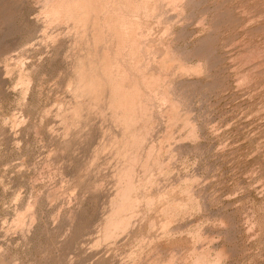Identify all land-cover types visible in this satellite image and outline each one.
I'll use <instances>...</instances> for the list:
<instances>
[{
	"label": "rangeland",
	"instance_id": "374dc122",
	"mask_svg": "<svg viewBox=\"0 0 264 264\" xmlns=\"http://www.w3.org/2000/svg\"><path fill=\"white\" fill-rule=\"evenodd\" d=\"M40 10V0H0V264H151L158 258L163 264L174 256L183 264H264V0H190L182 12L165 6L149 19L150 42L181 49L200 43L202 57L189 64L204 62V70L186 76L171 70L168 81L186 80L177 109L154 102L153 117L136 125L146 134L133 155L141 170L132 165V177L121 173L127 164L118 155L108 98L83 100L79 116L74 113L66 87L74 34L66 24L42 23ZM59 38L68 40L56 55ZM133 178L142 182L130 195L145 201L130 204L118 190Z\"/></svg>",
	"mask_w": 264,
	"mask_h": 264
},
{
	"label": "bare ground",
	"instance_id": "6f19581e",
	"mask_svg": "<svg viewBox=\"0 0 264 264\" xmlns=\"http://www.w3.org/2000/svg\"><path fill=\"white\" fill-rule=\"evenodd\" d=\"M41 1V10L39 11V16L40 14L44 17L45 21H42V23L44 22H48V23H57V24H66L70 27V29L72 30V33L74 35H71L73 37L70 38V42H68L70 48L73 46H75V54L72 58V60L69 62V72H68V77H67V89L70 91L71 93V97L73 99V105L72 108L74 109V113L76 112L77 116H79V108L84 100V102L87 103H91V101L93 102H99V100H104L106 98L108 101V105L110 106L111 112L109 111V114H112L110 116H112L111 120L114 121V126L118 128L117 132V136H119V150H117L116 148L112 151L115 153V150L119 151L118 155L121 156L120 159H124V163L127 164L126 166V171L124 170L123 172H121L123 174V177H128L130 176V172L132 174V170L131 167L133 165V167L135 168L136 166H134L135 162H136V158H133V155L135 153H138L139 147H141L142 143H140L141 140H143V136L145 137L144 132L141 131L140 128H143V126L138 127L136 125L139 124V122L144 121L145 123V119L147 120L148 118L146 116L150 115L149 117H153L151 116L152 113H150V111L154 110L153 107L154 106V102L155 103H159V104H163L166 102H169L170 108L173 109L174 113H175V108L174 105H176V102H178V99L180 95H178V90L180 87V91H181V83H175V81H168L169 78V73L171 72V70H175L176 72L179 71L178 75H180L181 73H197L199 75L198 72H201L202 69L204 68V62H199V63H195L194 65H190L189 62L191 60L194 59H199L202 57V52H201V47L199 46V44H195L193 45V47L191 48H185V49H181V48H177L176 46H169L167 45V41L166 43L163 40H159L157 42H150L152 40H150L148 38V32L150 31H146L147 27H148V21L152 16H156L158 14L159 11H161L165 6H170L173 9L176 10V12H182L183 10H185V8L188 6L189 1L190 0H40ZM194 1V0H193ZM14 2V1H13ZM18 3V2H16ZM25 3V2H24ZM38 3V2H37ZM40 3V2H39ZM38 3V4H39ZM23 4V2H22ZM205 4V3H204ZM12 5V4H11ZM24 5V4H23ZM194 5V4H193ZM198 5V4H196ZM206 7V6H205ZM17 8V7H16ZM19 8V7H18ZM221 8V7H220ZM16 10V9H15ZM165 10V9H164ZM163 10V11H164ZM174 10V11H175ZM210 10V9H209ZM213 10V9H212ZM205 11V10H204ZM165 12V11H164ZM160 13V12H159ZM163 13V12H162ZM203 13V12H202ZM224 13V12H223ZM165 14V13H164ZM164 14H162L164 16ZM179 14V13H178ZM181 14V13H180ZM224 15V14H223ZM38 16V15H37ZM41 16V17H42ZM159 16V14H158ZM157 16V17H158ZM190 16V15H189ZM162 17V16H161ZM163 18V17H162ZM166 18V17H165ZM40 19V18H39ZM43 19V18H42ZM43 19V20H44ZM153 19V18H152ZM155 19V17H154ZM176 19V18H175ZM191 19V18H190ZM36 20V19H35ZM151 20V19H150ZM167 20V18H166ZM157 21V20H156ZM40 22V21H39ZM39 22L36 23L39 25ZM159 22V20H158ZM162 23H169L166 21H161ZM184 22V21H183ZM221 22V21H220ZM47 23V24H48ZM160 23V22H159ZM180 23V22H179ZM150 24V23H149ZM166 24L165 27L163 28V31H171V27L169 28V26H167ZM217 24V23H216ZM151 25V24H150ZM163 25V24H162ZM37 26V25H36ZM54 26V25H53ZM60 26V25H59ZM172 26V25H171ZM69 29V28H68ZM69 29V30H70ZM153 30V29H152ZM157 30V29H156ZM177 30V29H176ZM173 32V31H172ZM167 33V32H166ZM179 33V32H177ZM158 34V33H157ZM155 34V35H157ZM169 34L173 35L172 33L169 32ZM176 34V33H175ZM174 36L177 37L178 34H176ZM51 35V34H50ZM57 35V34H56ZM154 35V34H153ZM162 35V34H161ZM167 35V34H165ZM186 35V34H184ZM52 36V35H51ZM170 36V35H169ZM50 37V36H48ZM156 37V36H155ZM162 38L164 37L163 35L161 36ZM160 37V38H161ZM175 37V38H176ZM207 37V36H206ZM51 38V37H50ZM57 38V37H56ZM152 38V36H151ZM161 38V39H162ZM171 38V36H170ZM180 38V35L177 37ZM60 39V38H59ZM173 40V38H171ZM56 39H54L55 41ZM63 40V39H60ZM68 40V38H67ZM66 40V41H67ZM156 40V39H155ZM177 40V39H175ZM200 40V39H199ZM213 40V39H212ZM218 40V39H217ZM58 40H56L57 42ZM66 41H60L59 43H57L56 45L58 46H52V50L54 52V54L57 55L60 46H64ZM178 41V40H177ZM198 41V40H197ZM205 41V40H203ZM53 42V43H56ZM174 41L170 40V45L171 43L173 44ZM203 43V42H201ZM188 44V43H187ZM259 44V43H258ZM67 45V44H66ZM65 45V46H66ZM162 45H167L168 50L165 46L162 47ZM174 45V44H173ZM209 45V44H208ZM161 46L162 48L166 49V50H162L163 53L159 54L157 53V49L158 47ZM204 46V45H203ZM180 47V46H179ZM62 48V47H61ZM65 48V47H64ZM69 48V49H70ZM160 48V47H159ZM51 49V48H50ZM207 49V48H206ZM205 49V50H206ZM213 49V48H212ZM215 49V47H214ZM41 50V49H40ZM203 50V48H202ZM66 52V51H65ZM70 52V51H68ZM253 52V51H252ZM256 51H254L255 54ZM34 53V52H33ZM161 53V52H160ZM247 53V52H246ZM246 53H244L243 55H245ZM249 53V52H248ZM247 53V54H248ZM253 53L249 54L250 57L253 56L255 57ZM240 55V54H239ZM248 55V56H249ZM66 56V55H65ZM218 56V55H217ZM241 56V55H240ZM244 57V56H243ZM257 57V56H256ZM40 58V57H39ZM51 59V58H50ZM54 59V58H53ZM224 60V59H223ZM43 61V60H42ZM204 61V60H203ZM24 62V61H23ZM51 62V60H50ZM208 62V61H207ZM42 63V62H40ZM52 63V62H51ZM218 64V63H217ZM30 66V65H29ZM32 66V65H31ZM34 66V65H33ZM32 68V67H31ZM33 69V68H32ZM31 69V70H32ZM204 70V69H203ZM209 70V68L207 69ZM224 70V69H223ZM181 72V73H180ZM205 72V71H203ZM218 72V71H217ZM23 73V72H22ZM37 73V72H36ZM183 73V74H184ZM202 73V72H201ZM210 73V72H209ZM174 76V73H172ZM177 74V73H176ZM175 74V76H176ZM23 75V74H22ZM172 75H170L171 77ZM172 76V77H173ZM183 76H186L185 74ZM190 76V75H188ZM226 76V75H225ZM168 77V78H167ZM174 78V77H173ZM182 79V78H181ZM190 79V78H189ZM199 80V79H198ZM23 81V79H22ZM178 81V80H177ZM186 80H184L183 83H185ZM189 81V80H188ZM187 81V82H188ZM194 80H191V82H193ZM26 82V81H25ZM29 82V81H27ZM195 82V81H194ZM197 82V81H196ZM182 83V84H183ZM25 84V83H24ZM180 86H179V85ZM186 85V84H185ZM29 87V86H28ZM27 87V88H28ZM184 87V86H183ZM187 90V89H186ZM179 91V92H180ZM183 92V91H182ZM209 92V91H208ZM181 93V92H180ZM192 98V97H191ZM71 99V100H72ZM187 99V98H186ZM189 99V98H188ZM71 100L70 103L71 104ZM103 101V102H104ZM106 102V101H105ZM69 104V105H70ZM84 104V103H83ZM158 104V105H159ZM85 105V104H84ZM83 105V106H84ZM93 105V103H92ZM101 105V104H100ZM103 106L106 104H102ZM107 105V107H108ZM157 104L155 106H158ZM164 105V104H163ZM182 105V103H181ZM67 106V105H66ZM172 106V107H171ZM178 107V106H177ZM82 108V106L80 107ZM97 107H95L94 109H96ZM109 108V107H108ZM158 108V107H157ZM160 108V107H159ZM158 108V109H159ZM164 108V107H162ZM166 108V107H165ZM164 108V109H165ZM109 109V110H110ZM158 109L156 111V113L158 112ZM163 109V110H164ZM168 109V107L166 108ZM177 109V108H176ZM69 110V109H68ZM104 110H106V107L104 108ZM156 110V109H155ZM170 110V109H168ZM167 110V111H168ZM84 110H82L83 112ZM90 111L92 112V108L90 109ZM161 111V110H160ZM159 111V113H160ZM68 112V111H66ZM81 112V113H82ZM172 112V110H171ZM169 112V113H171ZM87 112H83L82 114H86ZM108 113V112H107ZM149 113V114H148ZM155 113V112H154ZM155 113V114H156ZM164 113V112H163ZM162 113V114H163ZM166 113V110H165ZM168 113V116H169ZM178 112L176 111V114ZM68 117H69V113ZM108 114V115H109ZM88 115V114H87ZM161 115V114H160ZM165 115V114H164ZM172 115V114H171ZM159 116V115H156ZM162 116V115H161ZM167 116V115H166ZM173 116V115H172ZM108 117V116H106ZM155 117V116H154ZM163 117V116H162ZM160 117V118H162ZM211 117V116H210ZM101 118V117H100ZM172 118V117H171ZM179 118V117H178ZM75 118L71 119L74 120ZM154 119V118H153ZM166 119L169 118L166 117ZM165 119V120H166ZM173 119H175L173 117ZM172 119V120H173ZM248 119V118H247ZM79 119H75V121H78ZM88 120V119H87ZM152 120V119H151ZM155 120V119H154ZM157 120V119H156ZM162 120V119H161ZM187 120V119H186ZM109 121V120H108ZM111 121V123H112ZM149 121V120H147ZM106 122V121H105ZM154 122V121H153ZM171 122V121H170ZM190 122V121H188ZM148 123V122H147ZM166 123V122H165ZM180 123V122H179ZM182 123V122H181ZM186 123V122H184ZM194 123V122H193ZM71 124V123H70ZM143 124V123H141ZM139 124V125H141ZM191 124V122L189 123ZM111 125V124H110ZM146 125V124H145ZM149 125V123H148ZM167 125V124H166ZM157 126V125H156ZM167 127V126H166ZM191 128L193 127V125L190 126ZM108 128V127H107ZM155 128V126H154ZM153 128V129H154ZM164 128V126H163ZM190 128V129H191ZM148 129V128H147ZM146 130L145 127L143 128V131ZM201 130V129H200ZM81 131V130H80ZM115 131V128H114ZM154 131V130H153ZM191 131V130H189ZM193 131V130H192ZM191 131V132H192ZM199 131V130H198ZM78 132V131H77ZM148 133H150V131L147 130ZM163 132V131H162ZM166 132V131H165ZM144 133V134H143ZM198 133V132H197ZM196 133V134H197ZM191 134V133H190ZM193 134V132H192ZM199 134V133H198ZM105 135V134H104ZM114 135V134H113ZM157 135V134H156ZM160 135V134H159ZM158 135V136H159ZM168 135V133H167ZM189 135V133H188ZM187 135V136H188ZM116 136V135H114ZM194 136V135H193ZM192 136V137H193ZM196 136V135H195ZM109 137V136H108ZM111 140L113 139L112 135L110 136ZM166 137V136H165ZM181 137V136H180ZM143 138V139H142ZM167 138V137H166ZM115 139L117 140V138L115 137ZM114 139V141H115ZM86 140V139H85ZM149 140H152L151 138ZM147 140V141H149ZM227 141V140H226ZM107 142V141H106ZM145 142V141H144ZM152 142V141H151ZM150 142V143H151ZM176 142V141H175ZM113 143V142H112ZM147 144L149 142H146ZM174 143V142H173ZM109 144V142H108ZM176 144V143H175ZM107 145V144H106ZM110 145V144H109ZM108 145V146H109ZM116 145V144H115ZM153 145L154 142H153ZM152 145V146H153ZM160 144H157V147ZM180 145V144H179ZM144 146V143H143ZM161 146V145H160ZM159 146V148H160ZM107 147V146H106ZM110 147L112 148V146L110 145ZM109 147V148H110ZM118 148V145L115 146ZM149 147V146H148ZM157 147L155 148V150H157ZM169 147V146H168ZM183 147V145L181 146ZM110 148V149H111ZM154 148V147H151ZM150 148V149H151ZM158 148V149H159ZM106 149V148H105ZM113 149V148H112ZM148 150H150L149 148H147ZM161 149V148H160ZM174 149V148H173ZM153 150V149H152ZM154 150V151H155ZM164 150V147H163ZM172 150V149H171ZM170 150V151H171ZM108 151V150H107ZM116 151V152H117ZM135 151V153H134ZM142 151V149H141ZM158 152L161 153L160 150H157ZM173 151V150H172ZM180 151V149H179ZM111 152V153H112ZM151 152V151H149ZM153 152V151H152ZM158 152H154V153H158ZM110 153V154H111ZM148 153V151H147ZM145 152V155L147 154ZM172 153V152H170ZM143 154V151H142ZM118 155L116 154L115 156L118 157ZM137 155V154H136ZM148 155V154H147ZM155 155V154H154ZM160 155V154H159ZM158 155V156H159ZM164 155V154H163ZM174 155V153H173ZM143 156V155H142ZM141 157V156H140ZM144 157V156H143ZM146 157V156H145ZM152 157V156H151ZM139 158V156H138ZM155 158V157H154ZM119 159V158H118ZM152 159V158H151ZM160 159V158H156L155 160ZM143 160L142 158L140 159V161ZM145 160V159H144ZM120 161V160H119ZM118 161V163H119ZM123 161V160H122ZM148 161V160H147ZM144 162V161H143ZM142 162V163H143ZM158 162V160H157ZM174 162V161H173ZM121 163V161H120ZM137 163V162H136ZM150 163V162H149ZM161 165L162 162L160 161ZM125 164V165H126ZM138 164V163H137ZM146 164V161H145ZM144 164V165H145ZM151 164V163H150ZM169 164V163H168ZM120 165H123V163H121ZM119 165V168H120ZM124 165V166H125ZM142 165V164H141ZM148 165V162H147ZM159 165V164H157ZM159 165V166H161ZM122 166V167H124ZM146 166V165H145ZM163 167V165H162ZM162 167H157L159 169H161ZM117 168V169H119ZM139 168L140 167H136ZM135 168V169H136ZM147 169V166L145 167ZM150 168V167H148ZM116 169V170H117ZM124 168H121L120 170H122ZM142 169H144L142 167ZM144 169V170H146ZM141 170V169H140ZM140 170H137L138 172H140ZM156 170V169H155ZM152 173V175L154 173ZM136 171V172H137ZM116 176L117 173L115 171H113ZM112 172V173H113ZM118 172V171H117ZM135 172V171H134ZM133 172V173H134ZM135 172V174H136ZM137 172V173H138ZM144 171L142 170V173ZM141 173V172H140ZM146 173V172H145ZM144 173V174H145ZM114 174V175H115ZM148 174V173H147ZM159 174V171H158ZM113 175V176H114ZM120 175V174H119ZM134 175V174H133ZM139 175L140 174H136ZM121 176V175H120ZM118 176V177H120ZM143 176V175H142ZM145 176V175H144ZM143 176V178H144ZM115 177V176H114ZM121 177V178H123ZM132 177V176H130ZM138 177V176H137ZM117 178V177H116ZM120 178V179H121ZM141 178V177H140ZM139 178V180H140ZM151 180V177H148V181ZM158 178V177H157ZM130 179V178H129ZM123 180V179H122ZM136 181L134 178L132 179V181ZM155 180V177H154ZM166 180V179H165ZM115 181V179H114ZM116 181H120L119 179ZM125 181V178H124ZM123 181V182H124ZM153 181V178H152ZM118 182L116 184H118ZM126 182H130L128 180H126ZM142 181H136L134 183H132V185L129 186V184H125L128 185L129 187H127L125 190L122 189V185L119 187V193L121 192L122 194H126L130 201L129 203L135 199L132 196H135L134 194L131 196L130 193L132 190H135L139 183ZM151 182V181H150ZM154 182V181H153ZM120 183V182H119ZM149 182H147L148 185ZM115 184V183H114ZM115 184V185H116ZM122 184V182H121ZM138 184V185H137ZM150 184V183H149ZM152 185V183H151ZM118 187V185H116ZM124 186V185H123ZM177 186V185H176ZM116 187V188H117ZM144 187V185L142 186ZM150 187V185H149ZM115 188V189H116ZM148 188V187H146ZM153 188V187H152ZM114 189V190H115ZM145 189V188H144ZM164 189V188H163ZM174 189V188H173ZM187 189V188H186ZM139 188L137 189V192H139ZM177 190V189H176ZM116 191V190H115ZM116 191V192H118ZM136 191V190H135ZM134 191V193H135ZM142 191V190H141ZM140 191V193H142ZM159 191V190H158ZM184 191V190H183ZM191 191V190H190ZM146 192V191H143ZM152 192V190H151ZM150 192V193H151ZM160 192V191H159ZM164 192V191H163ZM167 192V190H166ZM115 193V192H114ZM150 193L149 196H150ZM168 193V192H167ZM112 194V193H111ZM129 194V195H128ZM136 194V193H135ZM153 194V193H152ZM155 194V193H154ZM157 194V193H156ZM155 194V196H156ZM165 194V193H164ZM192 194V193H191ZM117 195V194H116ZM146 195V194H145ZM47 196V195H46ZM50 196V195H49ZM122 196V195H121ZM140 196V195H139ZM137 196V198L139 197ZM144 196V195H143ZM147 196V195H146ZM190 196V195H189ZM192 196V195H191ZM190 196V197H191ZM39 197V196H38ZM118 197V196H117ZM120 197V196H119ZM126 197V196H125ZM148 197V196H147ZM151 197V196H150ZM148 197V199L150 198ZM123 198V196H122ZM121 198V199H122ZM127 198V197H126ZM145 198V197H144ZM143 198V199H144ZM165 198V197H164ZM192 198V197H191ZM197 198V197H196ZM111 199H113V197H111ZM124 199V198H123ZM122 199V200H123ZM143 200L142 198H138ZM135 199V200H138ZM147 199V198H146ZM153 199V198H152ZM159 199V198H158ZM161 199V198H160ZM159 199V200H160ZM190 199V198H189ZM193 199V198H192ZM31 200V199H30ZM37 201V200H36ZM124 201V200H123ZM128 201V200H127ZM126 201V202H127ZM139 201V200H138ZM145 201V199H144ZM154 201V200H153ZM162 201V200H161ZM173 201V200H172ZM175 201V200H174ZM173 201V202H174ZM179 202H181V200H177ZM109 202V201H108ZM133 202V201H132ZM148 202V201H147ZM157 202H160L157 200ZM172 202V204H174ZM185 202V201H184ZM189 202V201H188ZM127 203V204H129ZM139 203V202H138ZM143 203L142 201L140 202V204ZM149 203V202H148ZM168 203V202H167ZM177 203V202H176ZM175 203V204H176ZM183 203V201H182ZM198 203V202H197ZM110 204H113V201L110 202ZM131 204V203H130ZM134 204V203H133ZM132 204V205H133ZM150 204V203H149ZM169 204V203H168ZM193 204V203H192ZM191 204V205H192ZM32 205V204H30ZM136 205V203H135ZM138 205V204H137ZM143 205V204H141ZM148 205V204H147ZM160 205V204H159ZM171 205V202L170 204ZM183 204H181L180 206H182ZM120 205H117V207H119ZM126 206V205H123ZM129 206V205H127ZM126 206V207H127ZM131 206V205H130ZM167 206V205H165ZM177 206V204H176ZM177 209H179V207ZM187 206V204L183 205ZM27 207V205H26ZM115 207V206H114ZM113 207V208H114ZM122 207V205H121ZM119 207V208H121ZM135 207V206H134ZM139 207V206H138ZM137 207V208H138ZM142 207V206H141ZM145 207V206H144ZM149 207V206H148ZM147 207V208H148ZM163 207V206H162ZM170 206H168L169 208ZM172 207V206H171ZM175 207V205L173 206ZM172 207V208H173ZM183 207L182 210H183ZM188 207V206H187ZM112 208V209H113ZM116 208V207H115ZM123 208V207H122ZM131 208V207H130ZM167 207L165 208L166 212ZM168 209L169 213L170 210L172 209ZM176 208V207H175ZM173 208V209H175ZM186 208V207H184ZM124 209V208H123ZM123 209H120L123 210ZM126 209V208H125ZM124 209V211H125ZM133 209V208H132ZM130 210L133 212V210ZM136 209V208H135ZM134 209V211H135ZM161 209V208H160ZM138 209H136L137 211ZM140 210V208H139ZM159 210V209H158ZM164 210V209H163ZM113 211V210H111ZM160 211V210H159ZM173 211V210H171ZM177 211V210H175ZM188 211V210H187ZM116 212V211H115ZM123 212V211H122ZM127 212V211H126ZM131 212V213H132ZM138 212V211H137ZM141 212V210L139 211V213ZM165 212V213H166ZM111 213V212H110ZM130 212H128L129 214ZM135 213V212H134ZM163 213V211L161 212ZM164 213V215H165ZM173 213V212H172ZM171 213V214H172ZM175 213V212H174ZM177 213V212H176ZM117 215V213H115ZM124 215V213H122ZM121 214V215H122ZM127 214V215H128ZM167 214V213H166ZM35 215V214H34ZM112 215V214H111ZM130 215V214H129ZM132 215V214H131ZM130 215V216H131ZM136 215V214H134ZM133 215V216H134ZM138 215V214H137ZM126 216V213H125ZM129 216V217H130ZM132 216V217H133ZM176 216V215H175ZM76 217V216H75ZM112 217V216H111ZM115 217V215L113 216ZM112 217V220H113ZM118 217V215H117ZM124 217V216H123ZM127 217V216H126ZM169 217V216H167ZM166 217V219H167ZM172 217V216H171ZM31 218V217H30ZM62 218V217H61ZM125 218V217H124ZM165 218V217H164ZM170 218V217H169ZM104 219V218H103ZM116 219V217H115ZM129 219V218H128ZM127 219V220H128ZM133 219V218H132ZM111 220V221H112ZM123 220V218H122ZM173 220V219H172ZM171 220V221H172ZM175 220V219H174ZM20 221V220H19ZM117 221V219H116ZM125 221V219L123 220ZM129 221V220H128ZM169 221V220H167ZM120 222V221H119ZM122 222V221H121ZM127 222V221H125ZM162 222V221H161ZM164 222V220H163ZM170 222V221H169ZM176 222V221H175ZM15 223V222H14ZM19 223V222H18ZM124 223V222H123ZM122 223V224H123ZM154 224V222H152ZM165 223H167L165 221ZM115 224V221H114ZM118 224V223H116ZM127 224V223H125ZM162 224V223H161ZM102 225V224H101ZM129 225V224H128ZM163 225V224H162ZM165 225V224H164ZM168 225V223L166 224ZM105 226V225H104ZM119 226V224H118ZM125 226V225H123ZM122 226V227H123ZM169 226V225H168ZM249 226V225H248ZM114 227V225H113ZM116 227V226H115ZM121 227V228H122ZM153 227V226H152ZM155 227V226H154ZM157 227V226H156ZM26 228V227H25ZM105 228V227H104ZM103 228V229H104ZM107 228V226H106ZM128 228V227H127ZM161 228H163L161 226ZM164 228H166L164 226ZM117 228H112L111 230H115ZM119 229V228H118ZM106 230V229H105ZM105 230H103L105 232ZM110 230V231H111ZM163 230V229H162ZM108 231V230H107ZM107 231L105 232V234L107 233ZM101 232V231H100ZM112 232V231H111ZM110 232V233H111ZM113 233V235H114ZM180 233V232H179ZM104 234V235H105ZM159 235V234H158ZM108 236V235H105ZM111 236V235H110ZM161 237V236H160ZM110 238V237H109ZM151 241V240H150ZM145 242V241H144ZM196 242V241H195ZM97 243V242H96ZM139 243V242H138ZM141 243V242H140ZM150 244V243H149ZM229 244V243H228ZM132 245V244H131ZM145 245V244H144ZM143 246V245H142ZM157 246V245H156ZM143 248V247H142ZM141 248V249H142ZM150 249V248H149ZM175 249V248H174ZM159 250V249H158ZM224 250V249H223ZM160 251V250H159ZM172 251V250H171ZM141 252V251H140ZM152 252V249H151ZM156 254L158 253L155 250ZM175 252V251H173ZM172 252V253H173ZM204 252V251H203ZM201 251V253H203ZM216 252V251H214ZM182 253V252H181ZM225 253V252H224ZM223 253V254H224ZM162 254V253H161ZM171 254V253H170ZM198 254V253H197ZM205 254V253H204ZM153 254V258L156 257L157 255ZM159 255V254H158ZM164 255V254H163ZM177 255V254H176ZM193 255V254H192ZM206 255V254H205ZM146 257V255H144ZM171 255H169V258ZM180 256V255H179ZM178 256V257H179ZM207 256V255H206ZM205 256V258H206ZM219 256V255H218ZM217 256V257H218ZM131 257V256H130ZM141 257V255H140ZM149 257V256H148ZM162 257H166V256H162ZM173 257V255H172ZM175 258H172L171 260L168 259V262L166 263L163 258L162 260L164 261V263L166 264H183V263H178L177 257L174 256ZM181 257V256H180ZM193 257V256H192ZM189 257L188 259L190 260ZM200 257V256H199ZM197 258V257H196ZM208 258V257H207ZM210 258V257H209ZM220 258V257H219ZM151 259V258H150ZM155 259V258H154ZM179 259V258H178ZM195 259V257H194ZM198 259V258H197ZM136 260V259H135ZM143 260V259H142ZM160 259H157V262ZM166 260V259H165ZM193 260V259H192ZM208 260V259H207ZM137 261V260H136ZM150 261V260H148ZM146 260V263L148 262ZM152 261V259H151ZM162 261V262H163ZM184 261V260H183ZM196 261V259L194 260V262ZM199 261V260H198ZM202 261V258H201ZM218 261V260H217ZM157 262H152L151 264H157ZM160 261V263H162ZM185 262V261H184ZM188 262V261H187ZM205 262V261H204ZM136 263V262H134ZM141 262H137V264H139ZM163 263V264H164ZM202 263V262H201ZM133 264V262H132ZM143 264V263H141ZM148 264V263H147ZM150 264V263H149ZM198 264V263H197ZM204 264V263H202ZM207 264V263H206ZM210 264V263H209Z\"/></svg>",
	"mask_w": 264,
	"mask_h": 264
}]
</instances>
